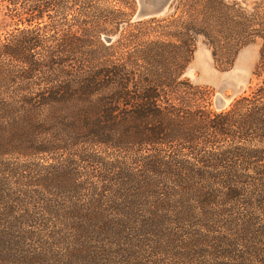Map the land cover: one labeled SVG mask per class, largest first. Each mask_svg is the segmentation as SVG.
I'll list each match as a JSON object with an SVG mask.
<instances>
[{"label": "trees", "instance_id": "obj_1", "mask_svg": "<svg viewBox=\"0 0 264 264\" xmlns=\"http://www.w3.org/2000/svg\"><path fill=\"white\" fill-rule=\"evenodd\" d=\"M114 1L0 0V264H264V0ZM197 36L223 69L261 42L225 111Z\"/></svg>", "mask_w": 264, "mask_h": 264}, {"label": "rangeland", "instance_id": "obj_2", "mask_svg": "<svg viewBox=\"0 0 264 264\" xmlns=\"http://www.w3.org/2000/svg\"><path fill=\"white\" fill-rule=\"evenodd\" d=\"M178 1L179 0L175 1L174 10L171 14L176 11ZM227 1L237 2L242 6H247L257 0ZM116 6L118 7L116 2L113 0V9L117 8ZM138 9L139 3L138 0H136L135 14L137 13ZM4 13V4L0 2V35L5 34V32L10 29V27H5L6 19H4ZM135 14L132 17V22H139L133 19ZM54 16L55 20L60 18L58 14L54 13ZM166 16L158 17L157 19L164 18ZM8 25L11 24L8 23ZM105 38L106 37H103L104 41ZM111 38L112 41L110 43H107L106 41L105 42L107 44H111L115 40L116 36L113 35L111 36ZM260 48V40H257L245 46L237 55L233 66L227 69H223L215 64L212 56V50L204 37L197 36L196 50L193 59L183 76V79L188 80L194 86L208 90L210 92V95L206 104L210 103L212 105V109H214L215 111H225L226 109H229L231 103L236 98H239L243 95H248L256 88L258 79L254 75V72L259 61ZM219 95L227 99L229 102L224 110H217L215 107V99L216 96Z\"/></svg>", "mask_w": 264, "mask_h": 264}, {"label": "water", "instance_id": "obj_3", "mask_svg": "<svg viewBox=\"0 0 264 264\" xmlns=\"http://www.w3.org/2000/svg\"><path fill=\"white\" fill-rule=\"evenodd\" d=\"M176 0H138L139 9L134 16L135 21H143L152 18L169 15L174 10ZM105 41L110 43L111 37H106ZM228 100L222 96H216L215 107L217 110H224L228 105Z\"/></svg>", "mask_w": 264, "mask_h": 264}]
</instances>
